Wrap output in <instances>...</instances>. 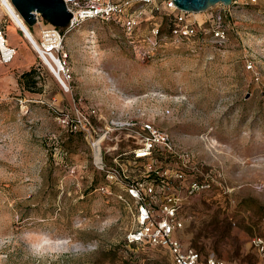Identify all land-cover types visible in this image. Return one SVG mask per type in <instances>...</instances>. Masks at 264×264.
<instances>
[{
    "label": "rangeland",
    "instance_id": "obj_1",
    "mask_svg": "<svg viewBox=\"0 0 264 264\" xmlns=\"http://www.w3.org/2000/svg\"><path fill=\"white\" fill-rule=\"evenodd\" d=\"M3 9L4 36L16 53L0 62V264H172L160 246L125 241L133 206L98 188L97 153L56 121L55 111L79 97L97 107L99 125L118 124L101 144L103 156L115 142L113 152L127 148L125 134L150 120L193 153L198 174L212 177V189L189 196L177 229L185 244L227 264H264L249 243L264 212V0L186 11L204 27L220 14L225 38L166 37L149 57L140 53L149 49L141 39L147 17L135 40L111 20L62 26L70 91ZM30 30L40 40L38 26ZM30 67L36 83L26 85L19 75ZM125 120L137 123L120 125Z\"/></svg>",
    "mask_w": 264,
    "mask_h": 264
},
{
    "label": "built area",
    "instance_id": "obj_2",
    "mask_svg": "<svg viewBox=\"0 0 264 264\" xmlns=\"http://www.w3.org/2000/svg\"><path fill=\"white\" fill-rule=\"evenodd\" d=\"M13 10L20 15L9 0ZM71 12L65 30L78 26L87 19L111 20L122 26L129 37L135 40L140 21L147 17L148 28L141 34V39L149 49L141 50L142 56L149 57L161 46L164 38L172 42H183L195 38L200 32H209L215 40L225 38V29L221 24V15L216 14L211 24L201 26L186 16V11L176 6L173 0H64ZM1 5V2H0ZM4 14L9 17L7 10ZM173 15L174 23L168 33L160 31V22L156 12ZM21 16V15H20ZM4 19V18H3ZM0 20V62H9L16 53V47L7 42L5 29ZM35 25L39 28L40 40H37L42 52H37L49 67L53 76L63 90L70 91L72 70L69 56L62 47L60 27L54 26L35 12ZM250 65V64H249ZM165 112H169L168 109ZM56 121L67 131H80L97 153L95 166L102 171L104 183L99 189L114 194L125 203L132 205L134 227L126 233L128 243L151 244L164 248L172 264H227L213 254L203 255L196 248L185 244L177 236V229L183 228L184 209L189 203V196L211 189L214 180L209 174H198L194 168L193 153L179 147L169 131L156 126L150 120H142L136 129L127 132L126 139L132 143L122 150L115 145L105 146L102 155L101 144L108 137L111 125H118L110 119L107 124L99 125L101 115L97 107L84 106L81 98H73L70 109L59 107L55 111ZM136 121L125 120L120 125L132 126ZM62 155L67 149L59 146L56 150ZM261 231L249 237L251 247L258 253L264 263V216L259 225ZM261 228V227H260Z\"/></svg>",
    "mask_w": 264,
    "mask_h": 264
},
{
    "label": "water",
    "instance_id": "obj_3",
    "mask_svg": "<svg viewBox=\"0 0 264 264\" xmlns=\"http://www.w3.org/2000/svg\"><path fill=\"white\" fill-rule=\"evenodd\" d=\"M185 11H200L215 3L230 4L232 0H173ZM28 26L35 24V12L48 23L62 27L71 17L64 0H11Z\"/></svg>",
    "mask_w": 264,
    "mask_h": 264
},
{
    "label": "trees",
    "instance_id": "obj_4",
    "mask_svg": "<svg viewBox=\"0 0 264 264\" xmlns=\"http://www.w3.org/2000/svg\"><path fill=\"white\" fill-rule=\"evenodd\" d=\"M155 15H160L161 16V20H160V31L161 32H166L168 33L174 23V18L173 15L170 13H166L164 11L162 12H156ZM29 29H31V26H29ZM60 29H62V27H60ZM32 32V31H31ZM34 73H35V68L34 67H30L27 70H24L20 73L19 77L21 79L22 82H25L26 85H29L31 83H36V80H34ZM70 132H80V131H70ZM81 133V132H80ZM70 134V133H69ZM82 134V133H81ZM212 189V188H211ZM210 190V189H209ZM186 206V205H185ZM185 206L183 207V209H185ZM264 216V212H262L261 214H259L258 218H257V224L259 225L262 217ZM125 239V238H124ZM126 241V240H125ZM131 244V243H130Z\"/></svg>",
    "mask_w": 264,
    "mask_h": 264
},
{
    "label": "bare ground",
    "instance_id": "obj_5",
    "mask_svg": "<svg viewBox=\"0 0 264 264\" xmlns=\"http://www.w3.org/2000/svg\"><path fill=\"white\" fill-rule=\"evenodd\" d=\"M0 2H1L0 10H1V8H4L5 10H7L10 17L15 21V23L18 25V27L23 31L24 36L30 41V43L33 45V47L35 49H38L40 52H42L33 32H31L28 25L23 20L22 16L18 15L13 10V7H12L10 1L9 0H0Z\"/></svg>",
    "mask_w": 264,
    "mask_h": 264
},
{
    "label": "crops",
    "instance_id": "obj_6",
    "mask_svg": "<svg viewBox=\"0 0 264 264\" xmlns=\"http://www.w3.org/2000/svg\"><path fill=\"white\" fill-rule=\"evenodd\" d=\"M79 98H81V97H79ZM84 100L81 98V103L83 102Z\"/></svg>",
    "mask_w": 264,
    "mask_h": 264
}]
</instances>
